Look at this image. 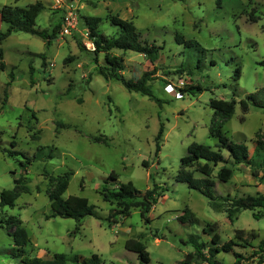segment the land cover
Wrapping results in <instances>:
<instances>
[{
  "label": "rangeland",
  "instance_id": "rangeland-1",
  "mask_svg": "<svg viewBox=\"0 0 264 264\" xmlns=\"http://www.w3.org/2000/svg\"><path fill=\"white\" fill-rule=\"evenodd\" d=\"M37 2L43 10L35 29L49 38L14 32L0 42L6 64L0 71V192L13 189L14 179L29 189L13 208L0 207V219L20 218L31 241L27 249L42 258L53 253H64L69 259L95 253L103 264H139L137 255L124 248L126 240L137 239L147 248L148 264H181L195 251L189 237L196 236L207 252L212 245L209 231L214 228L221 244L238 243L233 251L214 257L219 264H233L234 253L242 255L241 264L264 260V247L263 252L258 250L264 240V217H253L262 210H243L229 221L225 213L212 210L200 193L175 181L180 159L191 143L214 148L209 133L215 119L210 99L237 102L233 116L222 127L231 141L245 142L251 152L256 135L264 133V110L250 105L243 113L238 104L264 87V68L258 65L264 59V0H0V9ZM69 11L77 25L68 35L61 27ZM109 15L132 21L141 41L161 47L154 64L136 52L111 51L123 58L120 73L124 78L137 80L145 71L154 73L149 85L162 101L161 107L127 91L115 78L105 80L98 74L104 56L94 52L84 17L100 18L99 31L114 36ZM5 30L0 21V33ZM176 35L198 45L178 44ZM9 72L14 79L7 87ZM197 84L202 92H178ZM160 122L163 133L156 141ZM40 146L47 147L45 153L51 150L53 158L39 156L25 171L20 154L10 157L2 150L34 156ZM220 166L212 167L216 194H264L262 172L254 178L249 168L236 165L230 180L221 183L216 179ZM67 171L72 174L63 197H85L95 207L96 216L85 217L78 229L72 219L50 217L48 178ZM111 172L118 175L113 184L131 181L141 191L153 183L167 186L165 196L147 215L149 224L138 209L122 223L106 222L114 206L102 201L100 191ZM184 209L195 223L182 225L176 220ZM237 230L242 231L241 241L235 240ZM10 246L11 237L0 227V264H15L5 254Z\"/></svg>",
  "mask_w": 264,
  "mask_h": 264
},
{
  "label": "trees",
  "instance_id": "trees-1",
  "mask_svg": "<svg viewBox=\"0 0 264 264\" xmlns=\"http://www.w3.org/2000/svg\"><path fill=\"white\" fill-rule=\"evenodd\" d=\"M184 1V0H179ZM43 10V5L40 2L31 4L27 7H18L5 5L0 9V21L6 25L5 32L0 33V42L4 41L10 34L14 32H24L36 35L41 39H48L44 32H38L35 29L36 19L40 12ZM251 22H255L256 18L253 15L249 17ZM110 26L115 28L116 34L114 36H107L101 33L98 29L101 21L98 17H84L85 24L88 29V38L94 47V52L102 53L104 56V65H98V74L105 80L113 77L118 80L122 86L129 92L139 93L146 96L149 100L153 101L158 107H161L162 101L154 95L149 82L152 80L153 72L145 71L137 79H126L121 75L120 71L123 70V58L120 56L112 55L113 49L121 51H132L143 55L150 64H154L158 59L161 47L154 42L148 43L147 41L140 40V34L136 30L132 21L122 19L117 15H109L107 18ZM264 32V27H263ZM175 41L178 44H185L186 46L198 45L197 42L192 40H185L183 36L176 35ZM44 59V56H41ZM69 60V59H67ZM66 60V61H67ZM44 64V62L42 63ZM259 66L264 68V59L258 63ZM6 67L3 61V51L0 47V71ZM156 70V69H155ZM34 69L29 67L30 80L32 82V73ZM239 73V72H237ZM14 79V74L9 72V81L6 86H10ZM204 89L201 85H186L183 89H179V93L195 94L202 92ZM4 98H7L6 90L4 91ZM4 103H2L3 105ZM243 113H246L249 106H254L264 110V87L257 89L253 93L246 96L238 102ZM237 102L235 99H210L209 107L214 113V124L209 129L210 138L215 140L214 148L210 145L200 144L193 142L187 148V153L180 159V168L175 176V181L184 184L188 189L196 191L204 196L209 203L212 210L223 212L229 221L237 218L238 214L243 210H262L263 213H253V217L259 219L264 217V194L257 193L256 195H246L240 197L226 195H219L215 192V181L212 177V167L221 165L216 179L221 183H227L232 174L233 166L241 165L249 168L252 176L256 178L260 172L264 176V133H258L253 140V150L250 152L245 142L231 141L225 132L222 131L224 124L231 119L234 114ZM59 125V124H58ZM163 133V123L160 122L156 141ZM99 142V138L95 139ZM14 147L15 142L11 143ZM45 146H40L34 156H29L22 151L5 150L8 156L13 157L15 154L21 155L24 162L20 161V165L25 171L33 161L37 160L40 156L41 160L52 159L51 150L44 152ZM159 150L156 145V151ZM223 151L227 153L224 157ZM72 173L67 171L57 177H49V189L47 192L48 200L51 207V218L61 217L64 219H72L76 222V229H78L88 216L95 215V207L91 205L85 197L68 196L63 197L67 187L69 176ZM118 175L111 172L109 176L103 180L100 196L102 201L114 206L109 210L108 216L105 219L109 225H116L126 220L133 209H138L140 217L146 224L151 222L147 216L152 208L165 196L168 188L165 184L161 185L153 183L152 187L143 191L135 188L131 181L125 183H116ZM14 187L11 190H2L0 192V207L13 208L15 202L21 193H28L27 186L22 185L21 180L14 179ZM176 220L182 224L187 225L195 223V218L188 209H184L183 214L177 216ZM0 227H3L8 236L12 239V246L5 250L15 264H67L72 261L73 264H103L102 259L98 254H91L89 257H78L73 255L70 257L64 253H53L50 258H42L32 255L28 246H31L30 237L27 230L22 226V221L16 216H10L7 219H0ZM214 228H210L212 232L211 247L207 252L203 251L204 245L199 243L197 237L190 236L189 243L194 248V253H189L181 264H191L193 260L196 263L200 262L208 256V260L212 264H219L214 257L221 252H231L234 246L238 243L234 240H229L223 244L220 243V238L214 232ZM242 231L235 232V240H242ZM264 240L258 245V250L263 252ZM124 248L137 255L139 264H148L150 262L149 253L144 243L137 239H128L125 242ZM235 261L233 264H241L243 258L241 254L234 253ZM197 259V260H196ZM256 264H264V260L260 259Z\"/></svg>",
  "mask_w": 264,
  "mask_h": 264
},
{
  "label": "built area",
  "instance_id": "built-area-1",
  "mask_svg": "<svg viewBox=\"0 0 264 264\" xmlns=\"http://www.w3.org/2000/svg\"><path fill=\"white\" fill-rule=\"evenodd\" d=\"M76 25H77V20L74 13L72 11L67 12L66 16L63 17L62 19V27H61L62 33L69 35L71 31L76 28ZM196 264H212V263L209 262L208 256L205 255V258Z\"/></svg>",
  "mask_w": 264,
  "mask_h": 264
}]
</instances>
